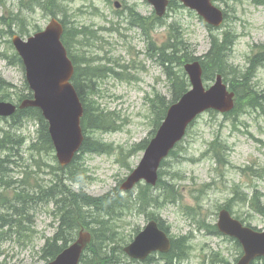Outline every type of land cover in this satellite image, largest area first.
<instances>
[{
	"label": "rangeland",
	"instance_id": "1",
	"mask_svg": "<svg viewBox=\"0 0 264 264\" xmlns=\"http://www.w3.org/2000/svg\"><path fill=\"white\" fill-rule=\"evenodd\" d=\"M114 1L61 0L45 7L43 0H0V101L21 103L30 92L13 34L28 39L54 16L66 21L67 27L98 29H90L93 33L79 51L74 40L65 44L69 55L87 70L78 87L89 105L85 131L96 143L93 150H82L75 163L64 169L55 150L40 138L42 125L34 112L0 117V158L5 160L0 173V216L20 220L19 225L14 222L0 228V264L44 263L43 247L60 223L64 194L72 191L81 194L79 198H99L110 190L122 194L121 205L113 206L109 214L102 207L77 205L78 230L69 244L85 227L101 254L120 264H236L241 245L220 233L216 222L219 210L226 207L246 225L264 229V213L257 209L264 207V99L255 105V95L240 87L250 56L264 49V0H216L227 15L218 30H211L196 11L177 0L171 1L161 21L147 0H119L123 2L120 11ZM136 14L139 19L147 17L145 28L134 22ZM225 30L228 59L236 69L224 75L229 84L235 80L238 85L239 111L229 117L207 111L197 118L162 166V181L152 187L151 202L145 200L149 185L144 181L130 192L120 191L143 157V140L151 138L162 119H158L161 105L156 95H164L168 103L172 97V81L165 66L151 55L150 45L161 49L171 45L178 49V56H204L213 37L221 40ZM88 57L90 62L85 63ZM178 64L174 59L169 66L179 70L174 67ZM103 67L108 68L106 73ZM251 85L264 94V63ZM96 116L101 127L91 123ZM218 135L226 144L221 162L208 151ZM18 194L22 199H17ZM14 206L25 209L17 216ZM151 218L161 221L172 241L183 240L164 254L172 253L173 262L163 254H155L152 261H138L123 252ZM256 264H264V259Z\"/></svg>",
	"mask_w": 264,
	"mask_h": 264
},
{
	"label": "water",
	"instance_id": "2",
	"mask_svg": "<svg viewBox=\"0 0 264 264\" xmlns=\"http://www.w3.org/2000/svg\"><path fill=\"white\" fill-rule=\"evenodd\" d=\"M148 1L160 17L164 16L170 2ZM180 1L197 11L212 26L218 27L224 21V12L214 5L213 0ZM115 6L120 8L121 3L116 1ZM63 31L62 23L53 18L45 30L36 32L27 40L20 35H14L13 44L22 57L27 81L34 91V99H25L21 107L32 106L42 110L49 123L56 156L62 166H67L81 148L85 137L81 126L84 108L71 82L75 66L61 40ZM184 67L192 90L171 105L165 121L147 147L141 162L123 182L121 189L131 190L142 179L155 185L161 161L185 135L188 125L197 115L210 109L225 113L234 108L236 93L228 88L223 75L218 74L214 84L207 89L199 60L187 62ZM16 108L10 102L0 101L2 116L14 114ZM218 228L222 233L236 237L242 244L244 254L236 264H252L256 257L264 256V230L257 231L244 225L227 209L220 212ZM91 239V234L82 230L76 241L58 254L50 264H80L82 253L90 245ZM170 249V238L159 228L156 220H151L124 250L130 257L144 260L153 251L169 252Z\"/></svg>",
	"mask_w": 264,
	"mask_h": 264
},
{
	"label": "trees",
	"instance_id": "3",
	"mask_svg": "<svg viewBox=\"0 0 264 264\" xmlns=\"http://www.w3.org/2000/svg\"><path fill=\"white\" fill-rule=\"evenodd\" d=\"M59 2H60L59 0H43L41 5L46 7L49 5H58ZM136 16L140 17V15H138V14H136ZM141 19L144 20L143 17ZM135 23L141 25L140 21H138V20H135ZM64 24H65V33L63 36V40H64L65 44L67 42H69V39L73 43V40L76 41V38L79 35H81V34L87 35V31L90 30L89 27H87V26H83L82 28L78 29L75 27L71 28L70 26L67 27L66 22H64ZM226 34H227V31L224 32L222 40H219L216 37H213V42H212V46L210 47V50L203 56L202 64L204 67V77L206 80H213L217 73H221V72L223 74L228 73V70L230 68L234 69V70L236 69L235 66L233 64H231L230 60L228 59L227 49H228L229 41H228L227 37H225ZM168 40H170V37ZM150 47H152L151 53L153 55H155L160 62H162V64L165 66V69H166V72H167L169 78L171 80H173V96H172V99L170 102L171 103L175 102L182 96V94H184L189 89L190 84H189V81H188L186 74L181 73L180 75H178V71H176L172 66H169V63H172V61L174 59H177L180 64H183V63L187 62L188 60L195 59V58H190V56H188L187 54H183L182 56L181 55L178 56V52H177L178 49L176 47L171 46V45L169 46L168 49H161V47H157L154 43L152 45H150ZM263 50H260L257 54L250 56V64L251 65H250V67H248V69L246 71H244L242 73V80H241L242 82H241V86H240L246 90H250L255 95V101H254L255 105L262 104V100L264 99V94H261L260 92H258L251 85L253 77L256 76V72H257L259 65L264 63V51ZM16 57L18 58V61H20L22 63V60L19 58V56L16 55ZM72 58L75 61L76 66H77L76 67V73H75V76L73 78V82H74L79 94L83 98V102H84V106H85V116L83 119V124L86 125L87 124V115H88L86 109H89V105H88L85 97H83L84 91L81 90V88L79 89L78 86H79V80L81 79V76L83 75L84 71H87V70L81 68V66L77 63V59L75 56H72ZM85 61H87L86 58H85ZM96 71H100L99 68H96ZM232 84L234 86H238V85H236L235 80H232ZM8 85L11 86V84H8ZM236 91L240 95V93L237 89H236ZM157 96L161 99L162 107L166 110V108H167V105L165 104L166 97H164L163 95L162 96L157 95ZM26 97H28V98L32 97V92H28V94L23 95V98H26ZM29 111L34 112L36 114L37 118L39 119V121L42 125L40 138L45 142V144L47 145L46 147L52 151L54 149V147L52 145L51 137H50V134L48 131V124H47L46 120L44 119V117H43V115L39 109L30 108V107L25 108V109H19L16 116H20V115L24 116V115H26V112H29ZM238 111H239V107L235 108L232 112H230L226 115L227 116L233 115L234 113H236ZM101 112H103V111H101ZM97 121H98V116H96L94 119H92L91 123H93L97 127H101L102 124H100V122H97ZM146 144H147V141H143V143H142L143 148L146 147ZM95 145H96V143L92 142V140L90 138L86 137L84 144H83V147H82V150H93V148L96 147ZM225 147H226V144L223 141L214 140L210 143V148L208 151L211 152L213 154V156L216 157L217 160L221 162V155L225 152V151H223ZM213 151H215V152L213 153ZM78 158H79V155H76L75 160ZM75 160L71 165H73L75 163ZM4 162H5V160L0 158V173L2 171ZM161 176H162V172H161ZM161 181L162 180L160 178L159 184ZM35 193L36 192H33V194H35ZM152 193H153L152 187L149 185L148 191L145 194V200L147 203L152 201V199H153V197L151 196ZM23 195L27 196V195H29V192L24 193ZM80 196H81V194H76L72 191H68L61 198L62 216H61L59 226L57 228L58 230H56V232H55L56 234L54 233V235L52 237L46 238L47 241H46V244L44 246V257H45L46 264H48L51 259L55 258L56 255L60 251H62L66 246H68L69 242H71L73 239L74 231L78 230V229H76V227L78 225V219H75V213L77 212L75 208L77 205H80V203H85L89 206L102 207L100 209H103L106 213L109 214L112 210L111 208L113 206H120L121 200L124 199V197L122 196V194L118 190H115L113 192L109 191V192L105 193L102 197H99V198H96V197H93L90 195H86V196H83L82 198H79ZM255 196L258 197V195H255ZM0 197H1V194H0ZM17 197H18L17 199H19V200L22 199V196L20 194H18ZM23 202H26V197L23 198ZM13 208L17 212V215L20 214L21 210L25 209V208L21 209V207H15V206ZM257 209L261 213H264V207L258 206ZM0 220L3 223L2 225L0 224V228L6 224H14V222L17 225L20 224V220L15 219L13 217H11L10 219H7L6 216H4V215L0 216ZM182 241L183 240L174 241L173 242V248H175L177 243H180ZM171 254L170 255H164V256L169 257V259H170V261H168L169 263L173 262V259L171 258ZM82 263L83 264H104V263H106V264H120L113 258H111V259L107 258L106 259L105 256L103 257V255L101 254V252L98 250V248L95 245V240H93L91 246L88 249H86V252L84 253V255L82 257Z\"/></svg>",
	"mask_w": 264,
	"mask_h": 264
},
{
	"label": "bare ground",
	"instance_id": "4",
	"mask_svg": "<svg viewBox=\"0 0 264 264\" xmlns=\"http://www.w3.org/2000/svg\"><path fill=\"white\" fill-rule=\"evenodd\" d=\"M61 1V0H60ZM62 3V2H61ZM62 12V11H61ZM172 40V39H171ZM189 44V43H188ZM264 51V50H263ZM258 53V52H257ZM256 53V54H257ZM190 54V53H189ZM176 64V63H175ZM84 78V77H83ZM73 79V78H72ZM4 136V135H3ZM2 138V137H1ZM8 145V144H7ZM12 145V144H11ZM9 146V145H8ZM13 146H15V145H13ZM1 151V150H0ZM7 151V150H6ZM4 152V151H3ZM32 152V151H31ZM10 153V152H9ZM33 153V152H32ZM46 153V152H45ZM6 154H8V153H6ZM5 154V155H6ZM53 154V153H52ZM4 155V154H3ZM38 155V154H37ZM6 157V156H5ZM13 157V156H12ZM39 157V156H38ZM36 158H37V156H36ZM31 161V160H30ZM33 162V161H32ZM54 165V164H53ZM37 170V169H36ZM48 171V170H47ZM34 175H35V173H34ZM70 176V175H69ZM72 177V176H71ZM62 178V177H61ZM69 178V177H68ZM67 181H69L68 179H67ZM65 182V181H64ZM53 183V182H52ZM35 184V183H34ZM49 184V183H48ZM54 184V183H53ZM58 184H60V183H58ZM1 186V185H0ZM14 186H15V184H14ZM25 186V185H24ZM28 186V185H27ZM26 186V187H27ZM46 186V185H45ZM12 187V186H11ZM34 187V186H33ZM78 187V186H77ZM13 188V187H12ZM25 188V187H24ZM31 188V187H30ZM5 189V188H4ZM4 189H3V191H4ZM36 190H37V188H36ZM2 191V190H1ZM9 191H11V190H9ZM33 191V190H32ZM35 191V190H34ZM19 192V191H18ZM56 192V191H55ZM1 194V193H0ZM14 194V193H13ZM51 194V193H50ZM42 195H43V193H42ZM13 197V196H12ZM61 197V196H60ZM48 198V197H47ZM15 201V200H14ZM61 201V200H60ZM41 202V201H40ZM16 203V202H15ZM24 203V202H23ZM43 203V202H42ZM22 204V203H21ZM60 204V203H59ZM37 205V204H36ZM21 206V205H20ZM35 206V205H34ZM22 207H23V205H22ZM33 207V206H32ZM30 209H31V207H30ZM29 211V210H28ZM16 212V211H15ZM13 213V212H12ZM16 214H17V212H16ZM15 214V215H16ZM6 215V214H5ZM12 215V214H11ZM25 215V214H24ZM18 216V215H17ZM26 216V215H25ZM59 216V215H58ZM16 218V217H15ZM27 220V219H26ZM25 222V221H24ZM1 223V222H0ZM12 223V222H11ZM110 227V226H109ZM58 230V229H57ZM111 230V229H110ZM115 231V230H114ZM56 234V233H55ZM225 237V236H224ZM1 238V237H0ZM76 239V238H75ZM74 239V240H75ZM43 246V245H42ZM44 248V247H43ZM44 251V250H43ZM38 253H40L39 251H38ZM106 254V253H105ZM112 254V253H111ZM110 254V255H111ZM117 254V253H116ZM120 256V255H119ZM104 257V256H103ZM48 260V259H47ZM52 260V259H51ZM42 261V260H41ZM150 261V260H149ZM48 262V261H47ZM50 262V261H49Z\"/></svg>",
	"mask_w": 264,
	"mask_h": 264
}]
</instances>
